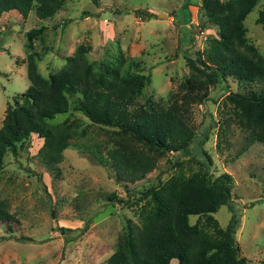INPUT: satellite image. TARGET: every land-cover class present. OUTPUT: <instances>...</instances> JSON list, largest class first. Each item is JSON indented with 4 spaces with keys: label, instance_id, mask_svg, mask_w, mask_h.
I'll use <instances>...</instances> for the list:
<instances>
[{
    "label": "rangeland",
    "instance_id": "rangeland-1",
    "mask_svg": "<svg viewBox=\"0 0 264 264\" xmlns=\"http://www.w3.org/2000/svg\"><path fill=\"white\" fill-rule=\"evenodd\" d=\"M61 1L60 9L45 19L36 18L33 11L25 18L15 10L0 14V124L6 103L19 102L29 84L28 52L35 54L36 71L45 78L79 44L89 46L85 56L94 69L121 54L138 62L140 73L149 76L136 103L151 99L166 105L189 73L185 55L200 54L216 36L200 0ZM263 5L264 0H259L243 20L247 40L262 55L264 27L255 19ZM41 25L45 28L28 47L26 31ZM248 87L231 77L210 87L208 99L191 106L195 133L187 151L164 153L154 169L133 183L117 182L110 167L95 159L96 150L105 155L110 145L109 128L74 110L68 96L67 111L49 120L75 124L76 134L60 162L52 168L42 164V138L35 133L4 153L0 202L12 220L0 222V264H104L127 220L138 222L136 212L144 203L139 191L178 169L195 171L205 168V163L211 176L225 172L232 177L230 198L240 211L235 231L240 255L257 264L264 262V145L250 141L247 131L229 119V105H223L227 93ZM110 195L129 204L109 201ZM212 216L223 227L229 211L222 205ZM188 221L202 225V218L195 215Z\"/></svg>",
    "mask_w": 264,
    "mask_h": 264
},
{
    "label": "trees",
    "instance_id": "trees-1",
    "mask_svg": "<svg viewBox=\"0 0 264 264\" xmlns=\"http://www.w3.org/2000/svg\"><path fill=\"white\" fill-rule=\"evenodd\" d=\"M258 1L200 0L202 13L216 28V36L200 54L185 55L189 73L166 105L151 99L136 103L149 76L140 73L138 62L125 60L121 54L94 69L85 56L89 46L79 44L64 58L63 65L45 78L36 71L35 54L28 52L25 75L29 84L19 102L6 103L1 119L0 167L6 149L13 150L30 133L42 138L39 154L44 166L52 168L60 162L63 149L76 134L75 124L49 120L67 111L69 96L74 110L109 128L106 141L110 145L105 155L96 150L95 159L110 167L117 182L133 183L154 169L164 153L187 151L195 133L191 106L205 102L209 88L227 77L249 86L244 92L224 96L229 119L247 131L250 141L264 145V55L247 40L243 25ZM61 5V0H0V14L15 10L25 18L33 11L36 18L45 19ZM255 22L264 27V5ZM44 28L41 25L26 31L28 47ZM256 85L261 87L254 88ZM204 166L189 172L178 169L165 180L141 189L144 203L136 212L138 222L127 220L104 264H257L240 255L235 239L240 211L230 198L231 175L211 176L207 163ZM114 199L129 204L126 199L108 197L109 201ZM222 205L229 211L223 227L212 216ZM190 215L202 218V225L190 224ZM11 220L0 202V222Z\"/></svg>",
    "mask_w": 264,
    "mask_h": 264
},
{
    "label": "water",
    "instance_id": "water-1",
    "mask_svg": "<svg viewBox=\"0 0 264 264\" xmlns=\"http://www.w3.org/2000/svg\"><path fill=\"white\" fill-rule=\"evenodd\" d=\"M169 15H171V14H169Z\"/></svg>",
    "mask_w": 264,
    "mask_h": 264
}]
</instances>
